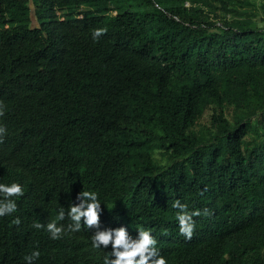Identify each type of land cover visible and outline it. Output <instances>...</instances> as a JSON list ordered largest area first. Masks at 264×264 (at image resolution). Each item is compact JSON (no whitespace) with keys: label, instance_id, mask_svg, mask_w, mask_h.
<instances>
[{"label":"trees","instance_id":"16d2710c","mask_svg":"<svg viewBox=\"0 0 264 264\" xmlns=\"http://www.w3.org/2000/svg\"><path fill=\"white\" fill-rule=\"evenodd\" d=\"M0 104V264H103L81 191L167 264H264V0H0ZM176 200L211 213L191 240Z\"/></svg>","mask_w":264,"mask_h":264},{"label":"clouds","instance_id":"9594fccd","mask_svg":"<svg viewBox=\"0 0 264 264\" xmlns=\"http://www.w3.org/2000/svg\"><path fill=\"white\" fill-rule=\"evenodd\" d=\"M106 28H97L92 33L93 40H98L106 33ZM4 109L0 104V116H3ZM7 134V129L0 126V143H3V138ZM24 195L23 187L18 183L11 185L0 184V217L11 215L17 211V203L14 197ZM78 203L70 206L67 216L72 223L67 226L69 232H79L83 226L87 229H96L92 235V247L100 249L103 246L105 249L111 245L112 251L103 259V264H167L164 256L160 255L157 248V240L150 231L139 229L138 237L133 238L126 227L116 229L108 228L101 230L100 216L103 211L101 203L96 192L81 191L77 195ZM173 207L178 209L177 219L179 221L180 234L191 240L196 223L194 217L201 215H211L208 209L189 211L187 205L176 200ZM65 211L63 208L59 210L57 219L63 221L65 219ZM20 219L16 218L13 223L20 224ZM32 227L36 229L44 228L45 225L35 223ZM47 231L51 234L52 239H59L64 233L63 225L58 226L56 222H50L46 225ZM40 256L39 251H34L25 259L28 264H33V261ZM114 257V258H113Z\"/></svg>","mask_w":264,"mask_h":264},{"label":"rangeland","instance_id":"374dc122","mask_svg":"<svg viewBox=\"0 0 264 264\" xmlns=\"http://www.w3.org/2000/svg\"><path fill=\"white\" fill-rule=\"evenodd\" d=\"M262 19V18H261ZM203 122H206V118L203 119Z\"/></svg>","mask_w":264,"mask_h":264},{"label":"built area","instance_id":"2783aa9c","mask_svg":"<svg viewBox=\"0 0 264 264\" xmlns=\"http://www.w3.org/2000/svg\"><path fill=\"white\" fill-rule=\"evenodd\" d=\"M186 5H188V4H186Z\"/></svg>","mask_w":264,"mask_h":264}]
</instances>
